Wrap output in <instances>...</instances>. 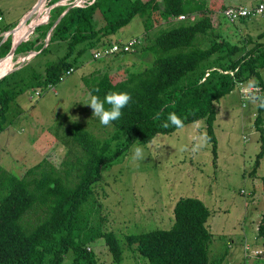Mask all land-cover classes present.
<instances>
[{
    "label": "trees",
    "instance_id": "1",
    "mask_svg": "<svg viewBox=\"0 0 264 264\" xmlns=\"http://www.w3.org/2000/svg\"><path fill=\"white\" fill-rule=\"evenodd\" d=\"M73 1L45 0L50 7L47 17L28 40L14 49L13 56L32 50L40 52L30 59H20L13 70L0 78V131L20 115L15 102L20 94L56 85L74 66L69 60L71 56L80 54L86 46L110 45V41L101 39L127 25L134 16L142 18L145 31L153 27V11L166 22L176 21L159 29L152 43L144 45L152 55L147 66L130 71L117 82L104 70L82 77L89 95L101 100L109 92H127L132 97L122 109L121 118L111 123L113 133L109 137L101 139L74 122L65 133L75 146L67 149L60 167L42 159L17 176L0 165V264H96L93 253L87 249L96 237L104 239L113 261L120 263V239L112 231L99 232L102 217L97 216L100 204L94 200L93 187L101 179L102 169L111 166L131 145L147 144L157 134L178 129L168 121L170 113H175L183 126L204 121L215 160L216 103L238 82L249 81L253 76L256 86L261 92L264 90L259 73V68H264V30L257 41L248 37L241 46L235 45L213 27L210 10L204 8L203 0H79L77 4ZM192 14L197 16L189 21ZM179 15L187 18L177 20ZM4 34H0V42ZM12 39L8 34L0 43V62L8 57ZM80 43L82 48L76 49ZM53 44V53L60 55L54 61L45 60L52 53L49 47ZM62 44L63 52L59 51ZM263 118L261 94L254 118L260 131L257 159L264 155ZM209 216L210 210L199 198L180 197L174 204V219L169 228L128 234L124 241L148 264H221L227 247L209 257ZM257 235L264 244V213Z\"/></svg>",
    "mask_w": 264,
    "mask_h": 264
},
{
    "label": "rangeland",
    "instance_id": "2",
    "mask_svg": "<svg viewBox=\"0 0 264 264\" xmlns=\"http://www.w3.org/2000/svg\"><path fill=\"white\" fill-rule=\"evenodd\" d=\"M33 1L0 0V30L13 26V20ZM259 1L243 0L242 3L251 5ZM39 6L41 9L37 8L24 23L27 25L17 33V38L21 35L20 41L29 39L36 20L40 15L41 18L44 16L48 5L42 2ZM195 16L189 21H194ZM46 17L45 14L38 22ZM210 17L213 27L238 46L248 37L257 41L258 34L264 30V16L249 20L243 33L236 31L235 27L240 28V25L227 22L217 11L210 10ZM152 20L153 27L145 31L142 18L134 16L127 25L101 40L126 41L142 36L139 40L145 41V37V44H151L159 29L174 22V19L166 22L155 11ZM82 45H76V49ZM137 45L134 53H118L98 59L93 58L92 53L101 46H86L80 54L71 56L73 72L63 75L53 85L54 92L42 87L38 95L34 90L20 94L15 99L20 115L0 131V165L17 176L42 159L60 167V162L67 157V149L75 146L65 133V129L74 122L101 139L109 137L113 127L111 124L102 125L93 115V110L87 105L90 95L82 77L104 70L109 72L112 81L117 82L130 71L147 66L152 55L144 49L143 43ZM250 45L252 43L248 47ZM49 48L52 53L44 59L54 61L60 54L53 53L56 44ZM59 51H65V45L62 44ZM29 52L12 56L9 65L0 71V76L20 59H30L40 50ZM259 73L264 80V68H259ZM242 84L255 88L247 99L240 97L237 83L216 103L217 115L213 125L217 140L215 160L211 143L203 140L206 137L205 123L198 120L170 134H157L147 144L131 145L111 166L102 169L101 179L93 187L94 200L100 204L97 216L102 217L99 232H114L122 243L123 252L121 262L115 263L104 239L96 237L87 245L96 264H148V260L133 246L127 247L124 236L169 228L174 219V204L180 197L199 198L210 210L207 220L212 234L209 257L220 254L227 247L221 264H264V244L261 238L256 239V225L264 213V155L259 159L256 157L260 151V131L254 124L257 103L264 90L261 92L256 86L254 76ZM198 144L204 146L193 151ZM136 146L142 147L147 156L141 162L132 160ZM246 245L251 251L261 252L252 254L244 250Z\"/></svg>",
    "mask_w": 264,
    "mask_h": 264
},
{
    "label": "built area",
    "instance_id": "3",
    "mask_svg": "<svg viewBox=\"0 0 264 264\" xmlns=\"http://www.w3.org/2000/svg\"><path fill=\"white\" fill-rule=\"evenodd\" d=\"M79 0H74L72 3L77 4ZM47 12V10H45ZM45 12V13H46ZM44 13V14H45ZM220 16L225 19L229 23H235L239 20L242 19H252L256 18L259 16H264V0H261L259 2H256L254 4L244 6V5H232V6H226L219 10ZM186 15H179L176 19L177 20H182L186 19ZM192 18V16H190ZM139 43L138 39L136 38H131L127 41H116L112 42L110 45L103 46L95 50L92 55L93 58H100L103 56H110L113 54H118V53H126V52H132L135 50L137 47V44ZM70 72H73V68L70 67L65 75L69 74ZM232 73V72H231ZM238 90L240 92V97L242 98H248L249 93L252 95V90H255V88H250L249 86L245 87L241 82H238ZM46 88H49L52 92H54V87L53 85H48ZM40 90H35V94H39ZM263 127H264V118H263ZM244 250H249L252 254H257L261 251L259 250H253L246 245L244 247Z\"/></svg>",
    "mask_w": 264,
    "mask_h": 264
},
{
    "label": "clouds",
    "instance_id": "4",
    "mask_svg": "<svg viewBox=\"0 0 264 264\" xmlns=\"http://www.w3.org/2000/svg\"><path fill=\"white\" fill-rule=\"evenodd\" d=\"M38 24L39 23H37L36 26ZM96 91H99V89H97ZM131 99H132L131 95L127 92H109L105 95L103 100H101L98 96L90 95V100L87 103V105L91 107V109L93 110V115L99 119L102 125L109 126L113 121H118L121 118L122 109L129 104ZM105 104L109 105L110 107L106 108ZM168 121L173 126H176L178 128L183 127L182 120L175 113L169 114ZM164 126L167 127L169 125L165 124ZM203 140L206 143L208 138L204 137ZM203 146H204L203 144H198L196 148L193 149V151H197L199 150L200 147ZM146 157L147 156L145 155L142 147L136 146L134 148V152L132 155V160L134 162H141Z\"/></svg>",
    "mask_w": 264,
    "mask_h": 264
},
{
    "label": "crops",
    "instance_id": "5",
    "mask_svg": "<svg viewBox=\"0 0 264 264\" xmlns=\"http://www.w3.org/2000/svg\"><path fill=\"white\" fill-rule=\"evenodd\" d=\"M200 1V0H199ZM204 1V3H203V6H204V8H207V9H209V10H213V11H217V12H219V10H221L222 8H224V7H226V6H232V5H244V6H248V5H246V4H244V3H242V1L243 0H203ZM35 0L32 2V3H30L29 4V6H27L22 12H21V14L17 17V19H14L13 20V26H10V27H3V28H1V30H0V34L1 33H5L4 35H6L7 36V34H8V32L7 31H5L6 29H9L10 28V30H11V28L13 27H15L20 21H22L23 20V18L25 17V15L28 13V11L31 9V7L35 4ZM203 8V9H204ZM196 14H192L191 16H195ZM249 20H251V19H242V20H239V21H237L235 24L236 25H240L239 27L240 28H237V27H235L236 28V31H240L241 33H243V32H245L246 31V25L248 24V22H249ZM176 20H174V22H175ZM21 23V22H20ZM19 23V24H20ZM18 24V25H19ZM235 24H233V25H235ZM138 35H141V34H138ZM30 37V36H29ZM135 38H137L138 40L142 37H140V38H138V36H134ZM6 38V37H5ZM5 38H2V40H1V42L5 39ZM11 38H12V34H11ZM133 38V37H132ZM131 39V38H130ZM129 40V39H128ZM145 40V39H144ZM116 41H120V39H116V40H110V43H112V42H116ZM127 41V40H126ZM142 40H139V42H140V44L141 43H143V45H145V43H146V40L145 41H142ZM0 42V43H1ZM138 46V45H137ZM144 47V46H143ZM137 50V49H136ZM135 51V50H134ZM133 52V51H132ZM134 53V52H133ZM258 226V224L256 225V227ZM258 235H257V237H256V239L258 240Z\"/></svg>",
    "mask_w": 264,
    "mask_h": 264
},
{
    "label": "water",
    "instance_id": "6",
    "mask_svg": "<svg viewBox=\"0 0 264 264\" xmlns=\"http://www.w3.org/2000/svg\"><path fill=\"white\" fill-rule=\"evenodd\" d=\"M42 2H45V0H37V1L35 2V4L31 7V9L28 11V13L25 15V17L23 18V20L21 21V23H20L19 25L16 26V28H18L20 25L24 24V23L29 19V17L32 15V13L38 8V6H39ZM49 9H50V7H48L47 11H48ZM65 11H66V10H65ZM65 11H64V12H65ZM64 12L61 14V16L64 14ZM61 16H60V17H61ZM60 17H58V18L55 20V22H54L53 25L51 26L50 30L48 31V34H47V36H46V41H45L44 46H46V44H47V42H48V39H49V34H50L52 28H53V27L55 26V24L58 22V20H59ZM16 28H14L12 31H11V30L8 31V34H13V32H14V30H15ZM20 42H21V41H19V42H17V43H13V40H12L10 50H9V52H8L7 54H10V55L12 56V55H13V52H14V49L16 48V46H17ZM30 52H31V51H30ZM30 52H29V53H30ZM31 53H32V52H31ZM25 59H27V58L25 57V58H23L22 60L24 61ZM11 70H13V69H10L7 73H9ZM7 73H3V74L0 76V78L3 77L4 75H6Z\"/></svg>",
    "mask_w": 264,
    "mask_h": 264
},
{
    "label": "bare ground",
    "instance_id": "7",
    "mask_svg": "<svg viewBox=\"0 0 264 264\" xmlns=\"http://www.w3.org/2000/svg\"><path fill=\"white\" fill-rule=\"evenodd\" d=\"M39 8L41 9V7L39 6L38 7V10H39ZM41 16V15H40ZM39 16V18L36 20V23L35 24H37V22H38V20L40 21L44 16H45V14H44V16L41 18ZM39 23V22H38ZM25 25H27V24H22V25H20L17 29H15L14 30V32H13V43H17V42H19L20 41V39H21V35L17 38V33L21 30V28L23 27V26H25ZM11 55L10 54H8V57L5 59V60H2L1 62H0V71L3 69V68H5V66H8L9 65V63L11 62ZM6 62H8L7 64H6Z\"/></svg>",
    "mask_w": 264,
    "mask_h": 264
}]
</instances>
